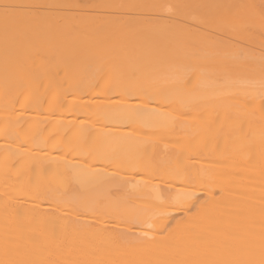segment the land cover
Wrapping results in <instances>:
<instances>
[{"label":"bare ground","instance_id":"1","mask_svg":"<svg viewBox=\"0 0 264 264\" xmlns=\"http://www.w3.org/2000/svg\"><path fill=\"white\" fill-rule=\"evenodd\" d=\"M262 260L264 0H0V264Z\"/></svg>","mask_w":264,"mask_h":264},{"label":"snow or ice","instance_id":"2","mask_svg":"<svg viewBox=\"0 0 264 264\" xmlns=\"http://www.w3.org/2000/svg\"><path fill=\"white\" fill-rule=\"evenodd\" d=\"M195 205V194L193 192H182L178 194L176 206L181 213L189 211ZM151 227V226H149ZM264 264V260L260 262Z\"/></svg>","mask_w":264,"mask_h":264}]
</instances>
